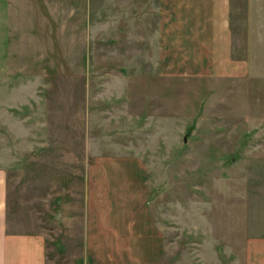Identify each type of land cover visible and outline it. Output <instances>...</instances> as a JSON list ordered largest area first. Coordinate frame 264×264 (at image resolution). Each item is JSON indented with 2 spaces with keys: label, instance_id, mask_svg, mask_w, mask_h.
I'll return each mask as SVG.
<instances>
[{
  "label": "rangeland",
  "instance_id": "obj_1",
  "mask_svg": "<svg viewBox=\"0 0 264 264\" xmlns=\"http://www.w3.org/2000/svg\"><path fill=\"white\" fill-rule=\"evenodd\" d=\"M157 6L0 0V172L11 228L43 233L48 264L83 263L88 168L103 157L145 167L168 258L258 256L250 242L264 240V74L160 72Z\"/></svg>",
  "mask_w": 264,
  "mask_h": 264
},
{
  "label": "crops",
  "instance_id": "obj_2",
  "mask_svg": "<svg viewBox=\"0 0 264 264\" xmlns=\"http://www.w3.org/2000/svg\"><path fill=\"white\" fill-rule=\"evenodd\" d=\"M157 2L160 72L236 80L264 74V0H244V12L237 7L241 0ZM88 169L82 264H187L165 254V231L148 204L140 161L103 157ZM250 245L258 249L254 264H264V240ZM48 259L43 233L11 228L8 184L0 172V264Z\"/></svg>",
  "mask_w": 264,
  "mask_h": 264
}]
</instances>
